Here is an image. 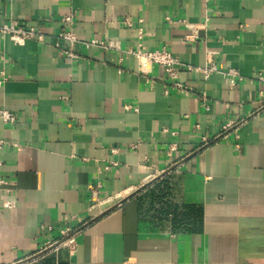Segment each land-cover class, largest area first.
<instances>
[{
    "label": "crops",
    "instance_id": "1",
    "mask_svg": "<svg viewBox=\"0 0 264 264\" xmlns=\"http://www.w3.org/2000/svg\"><path fill=\"white\" fill-rule=\"evenodd\" d=\"M69 14L73 59L52 45ZM181 18L199 25L195 42ZM10 20L45 37L0 33V107L19 116L0 119L14 202L0 199V264H264V0H0ZM138 44L216 64L208 78L178 70L209 109L163 67L141 72ZM66 227L74 247L40 252Z\"/></svg>",
    "mask_w": 264,
    "mask_h": 264
},
{
    "label": "built area",
    "instance_id": "2",
    "mask_svg": "<svg viewBox=\"0 0 264 264\" xmlns=\"http://www.w3.org/2000/svg\"><path fill=\"white\" fill-rule=\"evenodd\" d=\"M208 1V0H207ZM64 22H66V25L61 28V30L56 34V40L52 44L62 55L67 56V58H76L77 54L74 51V45L78 41L77 35L73 29L74 24V17L72 14H69V16L64 17ZM177 23H183L187 26L189 29V32L185 35L184 39L187 42H195L199 38V25L190 23L188 20L181 18L175 20ZM125 24L131 25V20L129 18L125 19ZM0 33L4 36H9L10 39L15 42L16 44H23L25 40L27 39H37L40 42L44 41L45 35L35 27H25L20 25L16 21H9L3 25L0 26ZM91 44H99L104 47H115L114 44L106 45L103 43V41L99 40H92ZM131 55H133L139 65V70L144 73V66L147 64H156L161 67H163L164 71L167 73L169 77V85L175 89H178L180 91L185 92L186 94L195 92L197 95L202 99L203 106L205 109H209L208 106V98L205 91L197 92L194 91L193 88L188 86L186 83H182L180 81H177L178 78V70L181 67H185L189 71H198L201 72L205 78H208L209 75L213 72H219V67L211 63L210 65L205 66H191V65H185L170 49L167 47H162L159 49H147L144 47L143 44H138L136 47L131 48L127 51ZM223 75L225 76V79L227 83L231 86H236L239 81H243L242 75L235 70L234 68H229L226 71L223 72ZM258 79L260 82L264 83V75H259ZM8 81V76L5 72V69H2L0 71V86L4 85V83ZM167 92V91H166ZM261 109H264V103L261 106ZM18 115L15 113H12L11 111H8V109L4 107H0V119L6 123H16L18 121ZM236 123L229 122L226 123L223 126L224 131H226L228 128L232 127ZM165 132H168V129H164ZM175 134L176 132H172ZM213 139H208L207 137L201 138V145H206ZM6 144V141L4 139L0 138V148L3 147ZM17 145V144H14ZM176 144L170 145V150L176 149ZM163 174V173H161ZM10 181L7 179H4L0 177V199L3 198L4 195L9 193L12 190V187L9 186ZM100 188V185H98L97 189L93 191V197L98 198L99 193L98 190ZM4 207L10 208L14 206V202L10 201L8 199H2ZM46 227H42V229H45ZM49 229V227H48ZM77 229L72 227H66L62 230L61 239L58 241L51 242L49 241L47 244H45L44 248L40 250V252H43L45 250L49 251L52 249H59V247H69L72 248L76 244V234Z\"/></svg>",
    "mask_w": 264,
    "mask_h": 264
}]
</instances>
